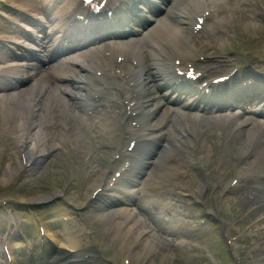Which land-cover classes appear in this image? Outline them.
Here are the masks:
<instances>
[{"label":"rangeland","instance_id":"374dc122","mask_svg":"<svg viewBox=\"0 0 264 264\" xmlns=\"http://www.w3.org/2000/svg\"><path fill=\"white\" fill-rule=\"evenodd\" d=\"M247 29L245 30H242L241 33L239 32H234V33H231V35H233V37H235V39L239 40L241 37H242V33H245ZM231 35L228 36L227 40H229L231 38ZM226 40V41H227ZM16 142L15 140L12 139V137H7L6 135L4 134H1L0 133V161L2 162V165L5 166L8 161L10 160V158L14 157V153H15V148L16 146L14 145ZM228 169L230 170L231 168L228 167ZM225 167L219 169L216 171V173L212 176V179L210 180L211 182V186H210V191L208 192V196H206L204 198L203 201H207V203L209 205H211L210 201L212 200L211 199V191L213 190L214 187H216L218 184L221 186L225 185L227 183V181L225 180V177H226V174H223L222 172H228ZM59 175H63V174H59ZM218 182V183H216ZM216 194H214L215 198H216ZM212 202V201H211ZM232 203L230 204L231 205V209L234 210L235 208H237L238 205H240V203H244L243 201V198H242V192L239 191L238 193L234 194L233 197H232ZM251 203V202H250ZM248 202L247 205L250 204ZM209 205L207 207H209ZM241 208H244V204L241 205ZM243 214L244 212H242L240 210V214ZM237 215V216H239ZM260 235L259 232H251V235H250V245L247 244V245H242L243 246V249L246 251L247 253V257L249 259H256V258H259L263 255V252H262V249L258 246L260 242ZM201 262L205 263L206 261H203V259H200L198 258V263H194V264H201ZM181 264H183V261H181ZM186 264H190L188 261Z\"/></svg>","mask_w":264,"mask_h":264},{"label":"bare ground","instance_id":"6f19581e","mask_svg":"<svg viewBox=\"0 0 264 264\" xmlns=\"http://www.w3.org/2000/svg\"><path fill=\"white\" fill-rule=\"evenodd\" d=\"M203 7H204L203 5H199V7L189 6L187 13L188 14L190 13L191 16L193 17L196 12L203 11V10H201ZM170 15H172L175 18L179 19L181 14H180V12L172 11V12H170ZM187 26H189V25H187ZM142 41L144 42L146 40L142 39ZM147 42L149 43V41H147ZM131 52L132 53H136V52H134V50H132ZM247 121H248L247 119L243 120V121H238L237 120L236 122H232L231 126L233 128H236V126H237L240 129L238 134H245V136L248 139V142L251 143L254 139H258V136H256V134L254 133L255 131L254 132L252 131V128L248 129V127H246V125L248 123ZM224 123L225 122L221 123L220 126H221V128L226 129V126H225ZM162 135H163V133H161L159 136H162ZM25 136H26V132L24 131L22 133V131H20V133L18 135V138H17V140L20 141L19 147H18V151H19L18 154L23 153V150H24L25 151L24 154H25L26 158H27V155H29V157H32V154H36V151H37V150H35L36 149V143L35 142L34 143L30 142V140H28L27 137H25ZM30 137L32 138L31 133H30L29 138ZM180 188L184 189L183 186H180ZM185 188L188 189V187H185ZM192 193H195V194L198 195V188L192 190ZM228 197H229L228 195H226V197H225L227 203H229L228 202L229 201Z\"/></svg>","mask_w":264,"mask_h":264}]
</instances>
